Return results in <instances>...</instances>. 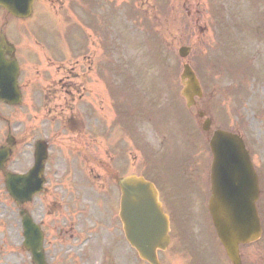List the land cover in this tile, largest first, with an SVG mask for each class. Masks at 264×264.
<instances>
[{"label": "rangeland", "instance_id": "1", "mask_svg": "<svg viewBox=\"0 0 264 264\" xmlns=\"http://www.w3.org/2000/svg\"><path fill=\"white\" fill-rule=\"evenodd\" d=\"M48 1L49 0L40 2L43 3L42 9L45 10V14H41L36 22V24H39L37 26V33L40 37L46 39L44 43H46L47 48L42 54L43 61L39 60V64L35 65L33 69L29 71L28 78H26L29 82L33 81L30 85L34 84L36 81L38 86H34L33 89L30 88L31 90L30 92H27V94V89L25 90L24 103L21 108L16 109L15 107L0 106V114L7 117L12 116V119L16 116L21 121L23 120L28 126L27 132L31 130L35 114H37L34 104L38 98H41V104L45 101V104H47L48 108H51V110L59 108L55 107L58 103V101L55 100L57 95L46 89L49 87V84L52 83H55V87L60 89L57 75L49 71L47 65H50L55 58L53 52L49 48L50 42L52 40L62 41L64 39V37L60 36L59 33L54 30V27L60 25V23L50 16V13L55 14V12H57L58 7H60L61 4L45 3ZM62 1L64 0H61V3ZM93 1L97 4H112L114 12H117L116 17H118L117 21L119 22V25L124 22L125 29L121 27L120 32H117L120 37L118 43L120 57L121 61L124 60L123 65L125 64L126 68L128 65L131 66L132 63V71L136 72L135 78H133V72L131 73V77L128 76L127 72H122V74H119V80H117L115 73L111 72L110 68L102 74L106 91H103V96L98 97V99L100 98V104H102L104 108V144L99 146V148H96L95 152H93L94 150H89L87 152V155L90 158L88 166H80L82 161L79 152H73L64 148L69 144L73 146L76 140L74 139L75 134L67 133L66 129L61 128L59 129L60 133L53 134L56 145H54L52 150L54 152L56 150L58 151V153L53 155L59 156H55V158H59V165L61 163L67 167L72 165L76 166L82 179L87 182V188L85 191L88 195H93L95 193L93 190H97L96 193L99 198L98 202L100 207L102 205L100 222L103 227L107 226L108 219H110V217L107 216V212L111 213L114 205L115 210L113 211V214L117 209L113 187L115 184H113V181L111 182L107 176V174L112 175L111 170H106L107 167L101 169L99 166H95V162L98 157L107 160L108 158L106 155L108 152H114L117 150L116 146L111 145L112 143L107 144L110 142V139H112V141L115 139V133L112 129V121L109 117L116 105L122 103L127 104L133 100L138 103L136 108H140L145 103L149 104L152 110L150 113L151 115H149L150 121L147 122V127L149 134L155 141L156 147L149 148L148 150L143 148L138 151L139 148L135 146V150L133 151L131 149V153L127 154L125 152L123 155H117L121 156L124 165L132 158H135V165L120 166V173L126 174L127 172L134 171L151 177L155 176V178L158 179V182L162 181L166 186L167 192L170 190L171 195L175 194L183 201L181 209L178 211L181 215H177V218L174 217V219L172 217L171 220L173 226V241L168 252L163 254V257L168 261L167 264H229L226 262L227 257L215 236L211 221L208 215L204 213L203 202L205 203V198L209 195V184L207 180L209 178V166L203 167L199 163H194V160L198 157L197 152L192 148H189V145H184L185 143L182 141V129L180 126H177L179 120L175 119V115L170 110L175 107L173 99H176L177 97L173 94L176 93V91H173V88L175 87V89L177 88V91H179V86H176V84L179 85V74L182 66L177 50L180 46V32L183 20L190 19L192 27L191 31H195L193 19H195L194 15L196 16L195 11L199 9L203 10L204 13L209 14L214 23L221 17L224 20H227L226 24H229L234 20L230 23L233 25L232 34L241 38L242 43L245 41L255 47L250 48V45L247 46L243 43L244 52L246 54H249L250 51L254 49L259 50L257 53H261V60L256 61V65L257 68L260 69L258 71H264V22L262 23L264 0ZM151 4H153V6H151ZM159 4L164 5L160 7ZM255 5H259V8ZM147 6L149 7V11L146 9ZM48 11L51 12L49 13ZM100 11L101 10L98 12V22H101V25L107 23L105 26H108L109 18H107L103 12L101 18ZM187 11L190 16L187 15ZM106 12L110 14L109 9L106 10ZM74 15L75 17H82L84 16V12L79 9V12L76 11ZM147 15L149 18H147ZM59 17L63 18L62 15ZM139 19L143 20L140 21ZM256 20L257 23L255 22ZM251 21H254L255 26L257 27V31L253 30V33H257L258 35L255 39H252L255 37V34L247 36L243 35V32H240L242 25L246 27L244 23H249ZM203 23L204 21H201L200 24L202 25ZM110 24L113 27L115 26L112 18H110ZM135 24L138 25L134 27ZM23 25L25 27L24 33L27 34L26 30L32 31L26 21L23 22ZM119 25L118 29L120 28ZM130 26L131 32L129 33L127 28ZM214 27L215 28L210 27V34H212V36L214 35V29L220 31L219 27H216L215 25ZM247 29L249 31V27H247ZM63 32L66 33L65 31ZM70 33L71 34L67 35L70 39H74L79 35V32L73 27L70 29ZM13 34L14 32H10V35ZM225 37L229 39L231 33L227 32ZM42 38L40 39L42 40ZM92 38L94 39V42L95 36ZM192 41H194V39ZM210 42L213 43V40H210ZM222 43H220V45H222ZM233 43L234 42L231 44ZM73 44L74 42L72 40V46ZM148 44L151 47L150 50L147 48ZM132 47H135V49ZM155 47H157V49ZM37 48L40 50L39 52L42 51L41 47ZM227 53L231 55L234 54L231 50H228ZM128 57L130 60H128ZM69 59L71 60V65H74L75 62L77 65H86L80 50L78 53L71 54ZM259 61L262 64H260ZM121 64L122 62L119 60V66ZM125 79H127V81H124ZM69 83H72V80H69ZM125 83L131 85L129 89L121 85ZM141 84L142 86H138ZM144 84L148 85L144 86ZM119 85L121 86L119 87ZM116 86H118V89ZM262 87L264 88L263 81H261L260 85L257 84V79L253 80V78H251L248 90H244V93H247V96H251L252 94V96H255L256 101H259L261 97L264 101V90ZM239 94L242 96L241 93ZM138 95L140 97H138ZM90 97H94V94ZM68 98H71L70 95ZM239 101L240 97H235V103L238 104ZM246 102L247 108L253 107L252 101L247 100ZM237 107L244 109L245 106L242 105ZM161 108H163V111ZM73 111L76 113L74 108ZM43 113H40V115ZM245 113L246 117H249V119L253 118L254 114L248 109H245ZM262 113L264 115V110ZM163 114L166 115L162 116ZM252 120L255 123V119ZM21 125L23 124L21 123ZM14 128H16V126ZM139 129H141L140 126ZM160 129H162V131ZM252 129L255 130L256 127L253 126ZM50 130L51 128L47 129V131ZM27 132L25 134L29 135ZM49 134L51 135V133ZM105 135H108L107 138H105ZM4 136H6V130L4 129V124L0 122V139H3ZM139 142L140 139L137 134V143ZM160 142L161 144L159 145ZM122 146L125 151L126 146ZM77 148L81 151V147ZM186 150H188V154L186 160L183 161L181 160V152L183 154ZM100 151H102V153L99 154ZM15 156H17V154H15ZM30 160H32V149L30 152H26L20 157V162H12L11 166H7V169L11 171L24 170L28 167L27 165L30 163ZM253 160L257 165L256 167L264 168V154L262 151L257 152ZM164 164L167 165L165 166L167 172L171 174L168 176L164 170V175L161 177L163 172L162 166H164ZM111 167L108 166L109 169ZM50 168V166H46L47 172H49ZM181 185L184 186V198L178 191V188H180ZM55 188L56 185L54 184V181H50L43 201L41 200L42 202H40L36 200L37 204L33 208L32 204L26 205L27 210L34 214L35 219L39 217L38 211H41L40 216L47 217L49 223L50 216L47 214L44 215L42 211L46 212L50 208L51 201L56 200V196H53ZM172 191H174V193ZM163 195L166 196L167 193L163 192ZM76 198L77 195H74L71 200ZM57 199L60 200L61 196H58ZM196 201L197 203H194ZM192 207H196V214H189ZM97 209L98 208H96V210ZM188 214L190 216H188ZM47 225L48 224L44 227ZM87 225L88 223L80 224L77 229L80 230ZM20 227L18 205L7 193L3 182V175L0 172V264H30L29 253L21 247L22 236ZM103 227H101L100 233L104 237L99 238L98 243L99 245L105 246L107 232ZM113 227L115 229L116 223H113ZM82 232L83 231H79L73 239L77 240ZM94 245H97V242ZM49 253L51 254L50 251ZM120 253L122 258L120 264H143L130 250H121ZM242 256L244 264H264L263 239L260 240V242L243 247ZM77 262L78 256L76 254H72L70 261L67 259V264H76Z\"/></svg>", "mask_w": 264, "mask_h": 264}, {"label": "flooded vegetation", "instance_id": "2", "mask_svg": "<svg viewBox=\"0 0 264 264\" xmlns=\"http://www.w3.org/2000/svg\"><path fill=\"white\" fill-rule=\"evenodd\" d=\"M45 3L54 4L55 1ZM60 4L73 3L72 0H65L62 3L60 2ZM82 4H87V1H83ZM195 12L194 54L192 61L194 63L193 69L199 79L203 93L201 97L195 99L193 108L197 121L195 122L192 133H189L188 137V144L197 152L198 156L194 160V163H199L202 166V164L207 161L203 167L208 166L211 158L209 141L213 137L215 131L219 129L230 132L233 135L239 134L246 148L249 150L250 155L254 157L255 151L251 150L248 146L247 131L245 129L247 122L244 120V112L238 110L235 100L232 99L233 89L229 84V78L230 74L234 72L238 74L240 83L245 85L249 76H252L253 80L254 76H256L257 84L261 85L260 78L253 68L250 70L248 69V63L247 61H243L244 58H242L243 56L241 54L237 59L234 54L231 55L227 53L228 50H231V47L226 45V40L228 38L225 37V34L229 32L230 28L229 25L226 24V20L221 17L214 23L209 14L204 13L203 10L197 9ZM85 14L88 18L86 24L87 35L82 36L83 44L80 46L79 50L83 55L86 65H77L76 62L74 65H71V60L69 59L71 55V42H69L70 38L67 35L63 36V41L52 40L50 42L49 48L53 52L55 58L48 68L57 75L60 89H57L55 87L56 84L52 83L49 84L46 90L52 91L57 95L55 100H57L58 103L55 107L59 108L51 110V108H48V105L45 104V101L41 104V98H38L34 104L37 114H35L31 130L27 132V128H25V124L22 121L23 125H21V123L18 125V127L21 128L18 130V134L20 133L23 135V138L30 140L31 138L29 135L33 136L34 139H32V142L34 145L38 140H44L47 145L48 156L45 166H50L51 168L49 172L46 170V176L47 182L50 180V177H52L56 185L53 193V196H56V200L51 201L50 208L46 212L42 211L44 215L47 214L50 216L49 223L46 217L44 226L46 224L48 225L42 227V230L44 248L47 254L49 251L51 252V254L49 253V258L52 264H67V259L70 261L72 254L78 256V262L76 264H120L122 260L121 250H130L135 254L134 248L129 244L124 235L119 217L120 180L123 176L134 172L130 171L126 174H121L120 166H134L135 158H132L124 165L121 156H117L123 155L125 152L129 154L131 153V149L133 151L135 150L136 108L134 103H132V101L127 104L122 103L116 105L113 109L111 121L115 139L113 141L110 139V142L107 144L112 143L111 145L116 146L117 150L108 152L106 155L108 158L107 160L98 157L95 162V166H99L101 169L107 167L106 170H111L112 175L107 174V176L108 179L115 184L113 187L117 209L113 214L115 210L114 205L113 211H111V213L107 212V216L110 217L107 226L103 227L100 222L102 205L100 207L98 202L97 190H93V192H95L93 195H88L85 191L87 188L86 181L82 179L76 166L72 165L67 167L61 163L59 165V158L53 157L54 151L52 150L54 145H56L53 134L60 133L59 129L61 128L66 129L67 133L75 134L74 139L76 140L74 145L71 146V144H69L64 148L80 153L82 161L80 166H88L90 158L87 152L89 150H94L93 152H95L96 148L104 144V108L103 105L100 104V98L98 99V97L103 96L104 89L102 76L104 70L103 35L101 25L98 22V13H87L85 11ZM11 20L16 21L9 25L8 16L4 13L3 22L0 24V30L5 31L4 33H6L7 39L9 42H13L15 46L14 56L20 67L18 84L23 95V91L31 84V82L26 79L28 78V71L39 62V59L35 58L37 52L32 46L28 45V43H32V45L36 46L35 43L39 41L36 37L31 40H24L22 20L13 18ZM201 21H204L202 25L200 24ZM214 25L219 27L220 31L214 29V35L212 36V34H210V27L215 28ZM9 31L14 32V34L10 35ZM94 36L95 41L93 42L94 39L92 37ZM13 39L15 42L12 41ZM210 40H213V43L210 42ZM220 43H222V45H220ZM79 50L76 51V53H78ZM6 57H8V55H6ZM69 80H72V83H69ZM37 86L38 84L36 87ZM92 94H94V97H90ZM69 95L71 98H68ZM2 103L3 102L0 101V104ZM260 103V105L254 107L256 113L252 119H255V123L250 119L253 123L252 125L258 130V136L255 138L256 141L250 142L255 148L258 146L263 148L264 146V136L262 134V132L264 133V115L262 113L264 110V101L262 97ZM73 108L76 110V113H74ZM244 108L246 109V107ZM139 112L140 114L142 112L147 113L148 110L144 106ZM40 113L43 114L40 115ZM0 122L3 124L6 123L9 129L8 133H11V120L0 115ZM205 122H207L206 125ZM49 128H51V130L47 131ZM26 132L29 135H26ZM49 133H51V135ZM107 136L108 135H105V138H107ZM9 142H11L10 152L12 155L14 149L19 148L21 142L18 137L11 138ZM146 143L147 142H145V144ZM122 145L126 146L125 151ZM77 147H81V151ZM55 153H58V151L56 150ZM100 153H102V151H100L99 154ZM56 156L59 157L58 155ZM6 164H8V162ZM108 166L112 167L109 169ZM256 172L259 176L261 185L264 183V171H258L256 168ZM159 182L162 184V181ZM46 190L47 187L44 186L42 192L35 196L38 201H43ZM60 194H62L61 199L57 200ZM74 195H77V198L71 200ZM161 200L164 209H167L166 204H168V201H165L162 197ZM170 202L178 203L179 201L171 200ZM96 208L98 209L96 210ZM259 211L264 212V201L260 205ZM40 213L41 211H38L39 217H37V221L41 217ZM84 223H88V225L78 230V225ZM113 223H116L115 229ZM101 227L107 232L105 246L99 245L98 243L99 238L104 237L100 233ZM79 231L83 232L77 240H74L73 238ZM96 242L97 245H94ZM171 244L172 243H170L169 246H171ZM161 254L162 253L159 254L160 264H167L168 261L160 257ZM142 262L143 264H149L146 261Z\"/></svg>", "mask_w": 264, "mask_h": 264}, {"label": "water", "instance_id": "3", "mask_svg": "<svg viewBox=\"0 0 264 264\" xmlns=\"http://www.w3.org/2000/svg\"><path fill=\"white\" fill-rule=\"evenodd\" d=\"M34 0H0V6L17 17H26L31 12ZM6 46L0 42V98L16 103L19 92L16 84L18 67L14 60H5ZM184 55L183 49L179 50ZM184 84L182 95L187 105L200 89L193 71L184 65L181 75ZM212 144L214 162L212 167V196L208 201L209 212L216 233L226 254L233 264H240L238 245L255 240L260 234L259 219L255 208L258 198L257 179L248 155L229 134L220 133ZM4 154L0 152V155ZM44 151L37 158L36 166L25 175L5 174V185L18 202L29 200L41 188L42 160ZM120 217L127 238L136 247L139 256L158 264L156 248L165 249L169 242L168 218L157 200L153 184L135 175L121 181ZM24 229V244L30 249L35 264H46L41 250V235L27 212L21 211Z\"/></svg>", "mask_w": 264, "mask_h": 264}]
</instances>
